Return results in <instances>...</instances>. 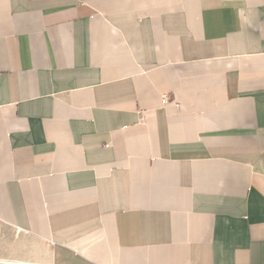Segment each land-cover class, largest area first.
<instances>
[{
	"label": "crops",
	"instance_id": "crops-1",
	"mask_svg": "<svg viewBox=\"0 0 264 264\" xmlns=\"http://www.w3.org/2000/svg\"><path fill=\"white\" fill-rule=\"evenodd\" d=\"M0 222L51 264H264V0H0Z\"/></svg>",
	"mask_w": 264,
	"mask_h": 264
},
{
	"label": "bare ground",
	"instance_id": "bare-ground-1",
	"mask_svg": "<svg viewBox=\"0 0 264 264\" xmlns=\"http://www.w3.org/2000/svg\"><path fill=\"white\" fill-rule=\"evenodd\" d=\"M20 242V245L26 248V254L19 257L18 255L21 254L22 250L21 246L17 245L18 247L14 248V251H16L14 254L17 255L15 258H10L0 253V264H51L48 262L50 258L47 261L49 253L39 239L29 237V239H23Z\"/></svg>",
	"mask_w": 264,
	"mask_h": 264
},
{
	"label": "rangeland",
	"instance_id": "rangeland-1",
	"mask_svg": "<svg viewBox=\"0 0 264 264\" xmlns=\"http://www.w3.org/2000/svg\"><path fill=\"white\" fill-rule=\"evenodd\" d=\"M23 239H29V236L23 234L21 231L13 228L10 225L0 222V253L4 254L7 257L15 258L17 255L14 254L16 252L14 251V248L18 247L21 243L20 241ZM20 246L22 252L20 250L21 254H19L18 256L22 257L24 256V254H26V248L23 247V245Z\"/></svg>",
	"mask_w": 264,
	"mask_h": 264
},
{
	"label": "built area",
	"instance_id": "built-area-1",
	"mask_svg": "<svg viewBox=\"0 0 264 264\" xmlns=\"http://www.w3.org/2000/svg\"><path fill=\"white\" fill-rule=\"evenodd\" d=\"M166 101H167V97L166 96H162L161 103H165Z\"/></svg>",
	"mask_w": 264,
	"mask_h": 264
}]
</instances>
